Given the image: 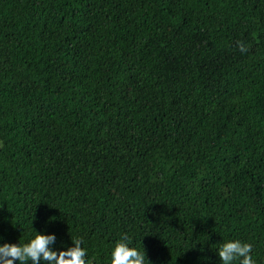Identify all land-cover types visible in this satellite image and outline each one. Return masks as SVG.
<instances>
[{
  "label": "trees",
  "instance_id": "obj_1",
  "mask_svg": "<svg viewBox=\"0 0 264 264\" xmlns=\"http://www.w3.org/2000/svg\"><path fill=\"white\" fill-rule=\"evenodd\" d=\"M37 233L264 264V0H0V246Z\"/></svg>",
  "mask_w": 264,
  "mask_h": 264
},
{
  "label": "clouds",
  "instance_id": "obj_2",
  "mask_svg": "<svg viewBox=\"0 0 264 264\" xmlns=\"http://www.w3.org/2000/svg\"><path fill=\"white\" fill-rule=\"evenodd\" d=\"M241 52L248 49L241 42H237ZM129 237L125 234L120 241H117L111 251L110 264H145V253L130 247L127 243ZM56 240L54 235L36 234L27 243L3 244L0 246V264H89L85 260L86 250L81 247L83 241L80 238L72 240L73 247L66 251L50 250ZM252 245L250 243L233 240L221 244L218 250L219 260L222 264H232L239 261V264H255L251 255Z\"/></svg>",
  "mask_w": 264,
  "mask_h": 264
}]
</instances>
